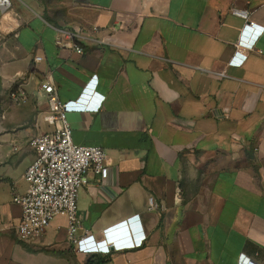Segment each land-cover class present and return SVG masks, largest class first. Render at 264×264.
I'll list each match as a JSON object with an SVG mask.
<instances>
[{
  "label": "crops",
  "instance_id": "0c3cea01",
  "mask_svg": "<svg viewBox=\"0 0 264 264\" xmlns=\"http://www.w3.org/2000/svg\"><path fill=\"white\" fill-rule=\"evenodd\" d=\"M235 11L263 28L241 64L247 22ZM0 79L33 111L30 128L0 135V264L90 258L67 240L64 217L35 243L14 236L29 141L54 130L43 83L62 102L97 106L68 115L74 143L102 148L108 167L104 182L89 172L80 189L78 235L145 236L113 244L102 264H264V0H11L0 12Z\"/></svg>",
  "mask_w": 264,
  "mask_h": 264
},
{
  "label": "built area",
  "instance_id": "2783aa9c",
  "mask_svg": "<svg viewBox=\"0 0 264 264\" xmlns=\"http://www.w3.org/2000/svg\"><path fill=\"white\" fill-rule=\"evenodd\" d=\"M11 0H0V12L9 9ZM245 18L241 38L235 45V57H239L237 64H241L254 48L255 39L262 33L248 19V13L235 11ZM253 33L251 39L245 40L246 35ZM77 53L82 49L78 44L73 45ZM42 61V57L35 55L33 62ZM233 64V60L229 62ZM224 74V71L221 72ZM97 80L89 84L91 89L96 88ZM42 90L47 95L49 114L44 120L54 125L49 133L36 135L29 141V147L34 152L32 163L26 168L23 179L27 185L22 194H15L13 203L20 207L21 216L15 226L14 236L18 242L32 244L44 235L56 217L66 219L67 240L75 247L78 253L91 255L94 253H110L111 246L115 249L139 246L145 239L136 242L129 239L116 241L113 238L96 242L93 236H79L78 196L80 189L86 183L87 175L92 172L102 182L107 179L108 167L106 155L102 148L97 146H81L72 139L71 124L68 115L72 112L91 111L97 109L95 105H87L83 97L75 101L62 102L50 83H43ZM91 92H93L91 90ZM9 97L17 104L27 102L26 93L20 87H12ZM157 208L153 198L148 200V210ZM238 264H255L245 255H240Z\"/></svg>",
  "mask_w": 264,
  "mask_h": 264
},
{
  "label": "rangeland",
  "instance_id": "374dc122",
  "mask_svg": "<svg viewBox=\"0 0 264 264\" xmlns=\"http://www.w3.org/2000/svg\"><path fill=\"white\" fill-rule=\"evenodd\" d=\"M28 108V105H19L11 100L9 97V88L4 89L0 79V135L5 131L7 125L15 128L18 124V129L30 128L33 121V111H30ZM8 111H13L12 114L15 115L14 117L11 115L12 119L10 120L12 121L6 120V114ZM17 114L24 116L23 120L21 121L22 123H16L13 121L17 117Z\"/></svg>",
  "mask_w": 264,
  "mask_h": 264
},
{
  "label": "trees",
  "instance_id": "16d2710c",
  "mask_svg": "<svg viewBox=\"0 0 264 264\" xmlns=\"http://www.w3.org/2000/svg\"><path fill=\"white\" fill-rule=\"evenodd\" d=\"M106 255L104 253H94L90 255V258L87 260V264H102L104 262L103 259L98 258L100 255ZM109 254V253H107Z\"/></svg>",
  "mask_w": 264,
  "mask_h": 264
},
{
  "label": "water",
  "instance_id": "95a60500",
  "mask_svg": "<svg viewBox=\"0 0 264 264\" xmlns=\"http://www.w3.org/2000/svg\"><path fill=\"white\" fill-rule=\"evenodd\" d=\"M113 232L126 235V230L124 228H122V229L118 228V229L114 230ZM113 232H112V234H113Z\"/></svg>",
  "mask_w": 264,
  "mask_h": 264
},
{
  "label": "clouds",
  "instance_id": "9594fccd",
  "mask_svg": "<svg viewBox=\"0 0 264 264\" xmlns=\"http://www.w3.org/2000/svg\"><path fill=\"white\" fill-rule=\"evenodd\" d=\"M113 246V245H112Z\"/></svg>",
  "mask_w": 264,
  "mask_h": 264
}]
</instances>
